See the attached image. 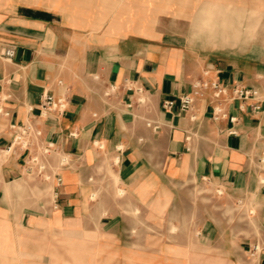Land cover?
<instances>
[{
  "label": "crops",
  "instance_id": "crops-1",
  "mask_svg": "<svg viewBox=\"0 0 264 264\" xmlns=\"http://www.w3.org/2000/svg\"><path fill=\"white\" fill-rule=\"evenodd\" d=\"M16 1L0 0V50L16 47L11 61L0 57L2 108L8 113L0 115V264H49L50 234L86 232L99 234L108 250L125 256L129 262L123 264H145L138 242L126 246L123 239L141 240L145 221L154 239L162 209L181 207L183 196L193 207L198 183L264 201V168L258 163L264 111H254L251 100L224 98L227 117L213 120L212 90L188 112L179 107V98L203 79L229 89L263 88L264 59L190 47L171 18L176 0L153 1L151 15L169 16V23L159 18L152 27L133 20L145 15L143 4L137 13H66ZM258 46L264 49V42ZM46 93L66 100L63 113L41 111ZM167 100L175 101L172 110L163 108ZM26 123L41 130L38 145L29 154L20 148L7 153L12 126ZM48 144L53 149L41 156L46 170L38 174L29 169L30 155H41ZM109 167L117 187L110 186L106 198L92 199L103 176L110 178ZM36 179L51 184V203L38 199ZM198 238L216 255H235L230 247L237 241L213 219H204ZM172 250L169 264H191L173 254L178 247ZM253 255L255 264H264V247ZM150 256L157 264L156 254ZM240 259L233 264H242Z\"/></svg>",
  "mask_w": 264,
  "mask_h": 264
},
{
  "label": "rangeland",
  "instance_id": "rangeland-1",
  "mask_svg": "<svg viewBox=\"0 0 264 264\" xmlns=\"http://www.w3.org/2000/svg\"><path fill=\"white\" fill-rule=\"evenodd\" d=\"M1 1L4 4L9 3V0ZM153 1L155 0H17L16 2L34 6L43 5L66 13H77L85 10L88 12L91 9L102 13H115L127 8L130 11L133 9L137 13L136 11H141L139 7L143 4L145 15H135L133 20L142 18L147 25L152 27L158 24L160 18L157 15H151L150 8L153 6ZM246 2L259 4L264 3V0H246ZM199 5L200 0H176V15L171 16V18L176 20L175 31L178 34L188 35L190 27L188 22L195 19ZM168 18L169 16L161 17V23L168 24ZM263 42L264 33H261V38L252 45L221 48L212 51L211 54L218 55V52H230L232 54L234 51H240L243 55L251 54L255 58L264 59V54H261L264 49L260 46L256 47L257 43L263 44ZM260 82L264 84L263 79ZM109 177L104 178L103 176V182L91 196L92 199L106 198L109 187L113 184L117 187L116 177L111 167H109ZM34 187L37 190L38 199L46 200L49 203L53 201L54 193L51 184H47L42 179H36ZM195 188L193 207L188 204V200L183 196L181 207L167 211L162 209L160 229L157 232L155 230L154 239H152V227L145 221L142 222L144 225L143 238L141 240L123 239V245L130 246V244L138 242V248L145 254V258H148V261L145 260V264L153 263L150 256L152 253L156 254L154 263H173L175 257H171L169 253L177 247L181 251L178 250L173 254L182 262L191 264H233V261L238 260L239 256L242 264H255L257 256L253 254L255 252L259 254L264 247V201L251 193L243 194L228 191L210 181L198 183ZM101 190L104 191L100 195ZM123 195L124 192L118 189L117 198L121 199ZM204 219L215 220L223 231L233 235L235 242H237L235 247L231 246L229 249L235 255H216L210 247L201 244L198 231ZM158 232L159 235H157ZM101 238L99 234L90 235L87 232L83 234L66 233L65 235L50 234L49 240H47L49 264H123L129 262L125 256L116 254L115 250H108L105 240H101ZM38 244L39 241L34 242V246L39 247ZM252 244L254 247L251 253L249 249ZM244 247L247 249L246 252H243L242 248ZM190 250L193 255L191 257L186 256L185 253ZM206 250L208 255L204 254ZM201 252L202 255H200Z\"/></svg>",
  "mask_w": 264,
  "mask_h": 264
},
{
  "label": "built area",
  "instance_id": "built-area-1",
  "mask_svg": "<svg viewBox=\"0 0 264 264\" xmlns=\"http://www.w3.org/2000/svg\"><path fill=\"white\" fill-rule=\"evenodd\" d=\"M16 54V47L8 45L2 47L0 50V57L4 61H11ZM207 75V73H205ZM208 90H212L213 97L216 100V104L212 107V119L220 120L227 117V114L222 106L223 99L240 100V101H253L251 105L254 111H264V87H247L241 85H235L229 89L227 86L220 83L217 79H203L196 82L191 92L184 94L179 98L180 111L183 113L191 110L196 99L203 97L204 93ZM6 99L0 92V115H8L2 108V103ZM175 101L167 100L163 103V108L166 110H172L175 106ZM66 100L63 97L56 98L51 94H44L41 103V111L44 112H57L63 113L66 109ZM192 120L195 117L191 118ZM231 121L236 120L234 117L230 118ZM14 136L11 144L6 148L7 153L13 152L16 148H20L30 153V151L36 147L39 143V139L42 136L41 130L36 128L32 123H26L23 125H13ZM235 133V132H233ZM262 146L260 149V155L258 157L259 165L264 168V135L261 137ZM53 149L52 144H48L42 147V154H32L29 159V169H36L38 174H43L46 170V163L41 156L48 157ZM46 178H49L46 176ZM57 182L61 183V177H57Z\"/></svg>",
  "mask_w": 264,
  "mask_h": 264
},
{
  "label": "clouds",
  "instance_id": "clouds-1",
  "mask_svg": "<svg viewBox=\"0 0 264 264\" xmlns=\"http://www.w3.org/2000/svg\"><path fill=\"white\" fill-rule=\"evenodd\" d=\"M186 37L190 47L216 51L248 46L264 33V3L246 0H200Z\"/></svg>",
  "mask_w": 264,
  "mask_h": 264
}]
</instances>
